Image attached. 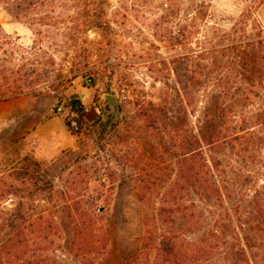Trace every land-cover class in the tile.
<instances>
[{"label":"rangeland","instance_id":"obj_1","mask_svg":"<svg viewBox=\"0 0 264 264\" xmlns=\"http://www.w3.org/2000/svg\"><path fill=\"white\" fill-rule=\"evenodd\" d=\"M9 2L0 0V77L8 75L11 68H18L40 79L43 86L0 101L17 102V110L0 123L2 185L14 183L6 177L12 168L38 171L53 189L47 208L55 213L56 207L67 200L77 209L72 211L77 221L89 223L94 233L99 234L107 222H115L120 236L130 237L136 228L138 209L129 191L133 186L129 171L116 157L131 143L121 147L103 143L98 147L93 130L85 131L84 125L87 135L80 137L73 153L41 160L27 133L54 114L76 126L77 117L66 109V102L79 98L75 92L95 85L94 106L99 112L97 118L104 122L110 108L103 95L116 98L121 110L119 118L134 117L136 96L156 98L162 92L171 98L178 96L182 104L178 127L182 133L177 139L191 138L214 88L211 79H203L199 86L187 79L201 75L231 80L238 73L234 64L245 54L259 62L256 70L261 69L262 78L261 86L239 108V120L260 145L249 150L251 161L246 163H234L236 157L229 151L218 160L222 166L232 165L241 177L248 175L246 192L264 187V0H20L23 8L17 18L6 12ZM101 11L107 32L93 27ZM233 50L236 52L230 53ZM237 52L242 54L236 57ZM177 68L181 69L179 73L174 71ZM88 117L92 120L95 115ZM171 146L170 154L175 158L180 152ZM175 163L176 160L170 171L171 181L162 184L177 183L179 167ZM2 191L0 225L19 203H46L38 196L23 199L20 191L9 193L5 187ZM184 191L189 193L185 200L193 203L190 188ZM62 225L65 233L47 234L39 247L30 243L25 253L30 264H81L74 255L77 238L70 220L65 219Z\"/></svg>","mask_w":264,"mask_h":264},{"label":"trees","instance_id":"obj_2","mask_svg":"<svg viewBox=\"0 0 264 264\" xmlns=\"http://www.w3.org/2000/svg\"><path fill=\"white\" fill-rule=\"evenodd\" d=\"M19 2L10 0L7 4L6 12L10 16L17 18L20 14L23 5ZM102 13L97 15L101 20L93 22V27L107 32ZM240 54L242 52L236 57ZM234 65L238 73L231 80L222 76L202 78L201 75L187 79L188 83L198 86L203 79H211L214 88L207 97L196 134L191 138L177 139L182 133V128L178 127L182 104L178 96L171 98L167 92L156 98L136 96L134 117L108 114L105 122L99 117L91 124L84 122L83 104L78 99L68 100L66 109L77 117L76 126L65 120L71 135H87L83 131L85 125V131L93 130L98 147L103 143L114 147L131 143L116 159L129 171L128 179L133 183L129 191L138 209L134 234L120 236L115 222H107L99 234L94 233L89 223L77 221L72 214L77 209L67 200L56 207L55 216L50 207L47 208L53 194L52 185L38 171L29 173L12 168L6 177L16 184L5 186L0 182V197L5 187L9 193L20 191L23 199L38 196L47 204L19 203L6 217L0 225V229H6L0 231V264L16 261L30 264L32 261L25 258L30 243L35 242L39 247L47 234L65 233L62 225L65 219L70 220L76 233L74 255L81 264H264V187L246 192L244 183L250 182L248 175L241 177L232 165L222 166L218 160L223 152L229 151L236 157L234 163L238 164L239 160L246 163L251 161L247 156L249 150L260 145L254 140L255 135L242 126L244 122L239 120L238 112L261 86V69L256 70L259 62L243 54L241 61ZM174 71L179 73L181 69ZM42 86L40 79L11 68L8 75L0 77V101ZM182 93L186 94V87L182 88ZM170 144L171 149L177 148L180 152L175 158L170 154ZM174 160L179 167L175 175L178 181L162 184L171 181ZM178 182L184 185L179 187ZM187 188L194 195L193 203L185 200L189 195L184 191Z\"/></svg>","mask_w":264,"mask_h":264},{"label":"crops","instance_id":"obj_3","mask_svg":"<svg viewBox=\"0 0 264 264\" xmlns=\"http://www.w3.org/2000/svg\"><path fill=\"white\" fill-rule=\"evenodd\" d=\"M95 90L96 86L93 88L84 87L81 92L74 93L79 96L80 102L86 110V116L84 117L86 124H91L99 115L94 106ZM16 103L12 101L0 102V123L5 122L13 110H17ZM89 114L95 115V118L91 120L88 117ZM27 135L33 139L34 145L38 148L37 155L41 160L53 159L74 149L80 137H82V135L79 137L71 135L66 127L65 120L57 114L49 115L36 123ZM14 141L19 143V140L15 139Z\"/></svg>","mask_w":264,"mask_h":264},{"label":"water","instance_id":"obj_4","mask_svg":"<svg viewBox=\"0 0 264 264\" xmlns=\"http://www.w3.org/2000/svg\"><path fill=\"white\" fill-rule=\"evenodd\" d=\"M102 97L110 108L108 114L115 116L118 113V103L116 101V98L110 95H103Z\"/></svg>","mask_w":264,"mask_h":264}]
</instances>
